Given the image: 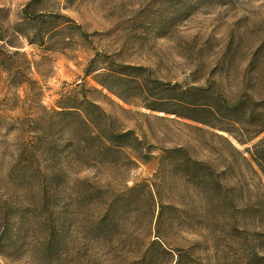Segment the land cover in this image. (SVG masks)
<instances>
[{"label":"rangeland","instance_id":"obj_1","mask_svg":"<svg viewBox=\"0 0 264 264\" xmlns=\"http://www.w3.org/2000/svg\"><path fill=\"white\" fill-rule=\"evenodd\" d=\"M30 1L0 0V47L25 55L0 65V264H264L258 178L208 131L227 133L183 118L190 88L264 96V0H46L81 29L43 47L21 26ZM88 103L134 135L92 139ZM189 158L234 167L210 185L228 189Z\"/></svg>","mask_w":264,"mask_h":264},{"label":"trees","instance_id":"obj_2","mask_svg":"<svg viewBox=\"0 0 264 264\" xmlns=\"http://www.w3.org/2000/svg\"><path fill=\"white\" fill-rule=\"evenodd\" d=\"M46 4V0H31L26 4L22 11L23 24L21 26L27 25L29 22H36L38 24L37 33L33 38H29L22 30L15 31L20 35L27 36L31 45L43 47L46 44L45 39L47 36L48 39L50 38L51 40L52 35L61 32V28L69 27L74 28V30L81 29L80 26L68 17L49 10ZM0 41L12 47V43L6 42V38L2 35H0ZM19 56L25 55L21 54L19 51L11 53L8 50H4L3 47H0V65L11 74L12 70L16 67V58ZM97 60L98 57H95L90 62V65L87 68L88 75L91 74L90 67H92ZM22 67L23 65H19V68ZM98 82L108 90H111L110 87L101 81ZM176 86L179 87V85ZM194 92H198L199 94L196 101H190L189 98L187 101H183V104L184 106L193 109L199 114V116H187L183 118L192 120L208 127L209 129H216L227 133L231 139L208 131L214 137L223 140L231 152L234 153L236 157L235 166H238V171L241 170L242 167H245V170L250 169L259 180L257 188L264 189V138L251 148H246L244 151H240L237 147V145H247L264 133V96L258 102H255L251 97L247 98L239 96L233 98L228 95V93L216 90L209 86L190 88L185 94L193 95ZM91 111H98L101 113V109L94 103L87 104V112H85L86 121L93 129L91 134L92 139L104 140L119 148L121 147L120 144L123 143L122 140L134 135L131 131L127 133L115 131L107 133L104 129H101L98 121L92 119V116L90 115L92 114ZM101 120L102 118H100V121ZM215 120L226 122V125H218ZM134 141L138 142L137 139H134ZM224 152V150H221L217 154L219 157H223ZM189 163H191L193 168V171H191V175L189 176H193V179L196 178L197 180H200L203 186H205L204 189L207 187H209L208 189H228L227 186L220 183L221 181H216L217 187H211L210 185L217 179L221 180L220 178L224 177L227 171L232 170L234 167H221L224 168L223 171L218 170L213 174H209L208 167L203 162H196L190 159ZM253 164L256 165L258 169L257 171L253 169ZM194 170H200L201 174L195 175ZM259 173L261 176H259Z\"/></svg>","mask_w":264,"mask_h":264}]
</instances>
